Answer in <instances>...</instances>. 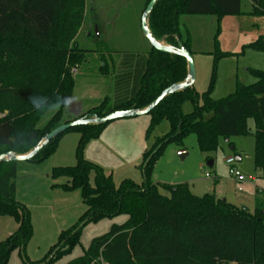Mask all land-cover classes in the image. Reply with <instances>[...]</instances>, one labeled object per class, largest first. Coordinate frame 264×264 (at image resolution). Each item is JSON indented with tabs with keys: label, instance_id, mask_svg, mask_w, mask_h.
<instances>
[{
	"label": "trees",
	"instance_id": "16d2710c",
	"mask_svg": "<svg viewBox=\"0 0 264 264\" xmlns=\"http://www.w3.org/2000/svg\"><path fill=\"white\" fill-rule=\"evenodd\" d=\"M246 1L251 6L250 15L264 18V0ZM242 2L157 0L147 18L148 29L156 42L177 48L179 40L192 56L189 39L182 40L179 18L240 16ZM85 12V0H0V156L26 155L50 132L70 123L63 121V112L73 94V72L89 52L76 42ZM248 47L260 52L264 63L263 39ZM108 59L109 63L113 60ZM121 64L123 68L114 76V104L110 106L109 98H105L78 119L144 110L163 91L187 77L183 58L152 47L142 56L121 60ZM108 69L109 64L103 63L99 72L109 76ZM248 71L255 79L253 84L237 82L233 94L216 101L210 98V87L202 95L203 105L187 115L181 112L182 104L198 101L193 87L165 97L147 114L150 129L165 120L170 130L143 155L144 165L156 151L142 171L141 185L124 180L115 187L110 176L82 160L83 148L99 136L105 124L69 129L80 136L77 163L54 169L52 176L68 179L64 190L80 191L86 207L80 222L118 215H125L127 220L93 240L83 256L67 264H264V197L258 196L254 210L245 212L213 194L193 196L186 184L151 182L155 161L169 143L181 146L185 137L194 135L199 152L210 155L217 152L220 140L247 136L248 120L254 123V166L264 172V67ZM52 109H56L53 116L38 127ZM57 138L29 161L50 157ZM91 171L95 173L94 186L89 183ZM15 175L14 162L0 163V216H11L18 222L17 231L0 242V264H7L15 248L22 251L31 234L27 211L13 198ZM76 227L61 233L49 256L58 251L48 262L38 264H49L64 247L69 251L77 242L79 230L73 233Z\"/></svg>",
	"mask_w": 264,
	"mask_h": 264
},
{
	"label": "rangeland",
	"instance_id": "374dc122",
	"mask_svg": "<svg viewBox=\"0 0 264 264\" xmlns=\"http://www.w3.org/2000/svg\"><path fill=\"white\" fill-rule=\"evenodd\" d=\"M147 2L85 0V18L76 42L79 48L89 52L85 61L74 69L75 86L64 108V122L78 119L105 98H109L110 106L114 104V77L101 75L99 67L103 63L109 64L108 56L114 61H121L142 56L148 51L150 45L141 32V17ZM241 11L240 16L220 19L212 16L180 18V21L187 23L193 19L191 21L197 36L203 41L207 37L209 39L208 47L205 46L207 42H201L203 53L192 56L195 69L193 88L198 94V101L196 104L185 101L181 107L183 115L203 105L202 95L210 87V98L213 101L220 100L234 93L236 82L244 85L255 82L248 70L263 69L262 54L248 46L264 36V18L250 15L251 6L246 0L242 2ZM55 111L52 109L46 113L38 127L44 126ZM150 125L149 115L110 121L104 125L98 137L85 145L81 158L101 169L105 176H110L115 187L124 180L141 185L143 155L170 130L165 120L152 129ZM247 128V136L233 137L228 143L220 140L219 149L210 155L199 152L194 135L185 137L181 146L169 143L155 161L151 182L167 185L188 183L193 196L213 194L229 204L245 207L252 212L257 197H264V172L254 166L252 120L247 121ZM79 138L77 132L69 130L57 138L56 149L50 157L41 162L15 163L13 198L26 209L31 234L22 251L20 248L11 251L7 264H38L46 261L61 233L75 226L77 229L83 222L80 219L86 207L82 203L80 191L64 190L68 179L52 176L56 168L76 165ZM231 147L233 150H230ZM238 156L241 161L235 162L234 166L246 179L241 185L230 178L225 164L228 158ZM208 161L213 162L211 168L207 167ZM206 174L208 178H204ZM89 183L95 185L94 171L90 172ZM238 187L242 188L241 192H238ZM160 193L168 196L164 191ZM126 220L125 215H118L86 223L79 229L77 242L72 248L69 251L68 247L61 249L49 264H67L83 256L93 240L106 235L112 227L120 226ZM17 229L18 222L14 217L0 216V242Z\"/></svg>",
	"mask_w": 264,
	"mask_h": 264
},
{
	"label": "water",
	"instance_id": "95a60500",
	"mask_svg": "<svg viewBox=\"0 0 264 264\" xmlns=\"http://www.w3.org/2000/svg\"><path fill=\"white\" fill-rule=\"evenodd\" d=\"M156 2H157V0H150L148 5L146 6V8L144 10L142 17H141V32H142L144 38L149 43L150 47H152L154 50H156L160 53H163V54H167V55L179 56L185 60L186 65H187V77H186L185 81L179 85H174V86L166 89L165 91H163L161 93V95L156 100H154L144 110H141V111H118V112L112 113L108 116H105L103 118H96L95 116H92L90 119H77V120L70 122L68 124H64V125L56 128L52 132H50L48 135H46L44 137V139L37 146H35V148L32 151H30L26 155L16 156V155H13L11 153L6 154V155H1L0 156V163H4V162L17 163V162L29 161L38 153L39 150H41L43 147H45L51 140L57 138L59 135L63 134L65 131H67L71 128L80 127V126H87V125H102V124H106L110 121L117 120V119L131 118V117H138V116L147 115L165 97L193 87L194 82H195V69H194L191 54L182 46V44L180 43L179 40H177V48L168 47V46H165L161 43L156 42L155 39L153 38L152 34L150 33L149 29H148L147 18L150 15V13L152 12V9H153L154 5L156 4ZM230 150H233V147H231ZM155 152L156 151H154L152 153L151 157L155 154ZM151 157H149L146 160L145 164L143 165L142 171H144V168H145L146 164L149 162ZM181 157H183V156H181ZM235 160H236V162H239L240 158L236 157ZM212 165H213L212 161L207 162V167L211 168ZM240 209L245 211V212L249 211L248 209H246L245 207H242V206L240 207ZM86 223H87V220H84L78 226V228L76 229L75 232H77L80 228H82ZM57 251H58V249H56L49 256V258L46 260V262H48L54 256V254Z\"/></svg>",
	"mask_w": 264,
	"mask_h": 264
},
{
	"label": "crops",
	"instance_id": "0c3cea01",
	"mask_svg": "<svg viewBox=\"0 0 264 264\" xmlns=\"http://www.w3.org/2000/svg\"><path fill=\"white\" fill-rule=\"evenodd\" d=\"M181 17H186V16H181ZM187 17H202V16H187ZM180 18H179V31H180V34H181L183 41H186L187 38L189 39V48H190V52L192 53V56H197L200 53H203L202 51L204 49L203 48L204 46L201 45V42H205V43L207 42V44H205V46L208 47V40H209L208 37L205 41H203L197 36V31L195 30V27L193 26V22L191 21L193 19H190V22L187 23L186 21L185 22L180 21ZM183 20H186V19H183ZM259 38L263 39L264 36L259 37ZM109 68H110L109 69V71H110L109 76L114 77L116 75L117 69L123 68V64H121V61L112 60L111 63H109ZM254 70H257V69H254ZM81 115H83V114H81ZM224 142L228 143L229 141H224ZM238 157L240 158V156H238ZM234 159H236V158H234ZM240 161H241V158H240ZM153 184H161V183H153ZM182 184H186L189 188L188 183H182ZM165 185H167V184H165ZM168 185H177V184H168Z\"/></svg>",
	"mask_w": 264,
	"mask_h": 264
},
{
	"label": "built area",
	"instance_id": "2783aa9c",
	"mask_svg": "<svg viewBox=\"0 0 264 264\" xmlns=\"http://www.w3.org/2000/svg\"><path fill=\"white\" fill-rule=\"evenodd\" d=\"M263 42H264V38H263ZM235 162L236 160L234 158H228L225 161V164L228 167V175L230 176V178L238 185L244 184L246 182L245 177L235 168ZM209 176L206 174L204 176V178H208ZM238 192L242 191L241 187H238Z\"/></svg>",
	"mask_w": 264,
	"mask_h": 264
}]
</instances>
